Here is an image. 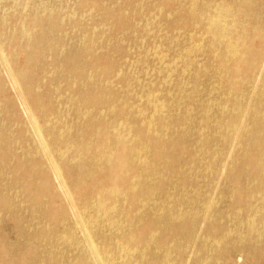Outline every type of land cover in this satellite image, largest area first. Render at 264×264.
Listing matches in <instances>:
<instances>
[{
	"label": "bare ground",
	"instance_id": "bare-ground-1",
	"mask_svg": "<svg viewBox=\"0 0 264 264\" xmlns=\"http://www.w3.org/2000/svg\"><path fill=\"white\" fill-rule=\"evenodd\" d=\"M0 264H264V0H0Z\"/></svg>",
	"mask_w": 264,
	"mask_h": 264
}]
</instances>
